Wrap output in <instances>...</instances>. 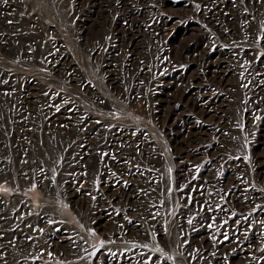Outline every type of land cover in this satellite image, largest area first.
I'll use <instances>...</instances> for the list:
<instances>
[{
  "label": "rangeland",
  "instance_id": "1",
  "mask_svg": "<svg viewBox=\"0 0 264 264\" xmlns=\"http://www.w3.org/2000/svg\"><path fill=\"white\" fill-rule=\"evenodd\" d=\"M0 264H264V0H0Z\"/></svg>",
  "mask_w": 264,
  "mask_h": 264
},
{
  "label": "snow or ice",
  "instance_id": "2",
  "mask_svg": "<svg viewBox=\"0 0 264 264\" xmlns=\"http://www.w3.org/2000/svg\"><path fill=\"white\" fill-rule=\"evenodd\" d=\"M4 2L6 3L7 2V0H4ZM191 221H189V223H190Z\"/></svg>",
  "mask_w": 264,
  "mask_h": 264
}]
</instances>
